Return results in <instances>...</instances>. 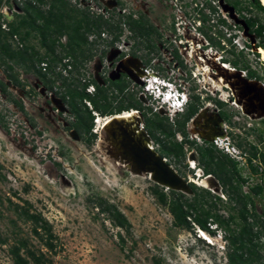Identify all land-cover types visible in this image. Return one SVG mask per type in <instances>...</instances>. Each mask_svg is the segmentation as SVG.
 <instances>
[{
  "label": "rangeland",
  "instance_id": "1",
  "mask_svg": "<svg viewBox=\"0 0 264 264\" xmlns=\"http://www.w3.org/2000/svg\"><path fill=\"white\" fill-rule=\"evenodd\" d=\"M6 1L2 0L1 7L4 10L7 8L4 5ZM69 1L75 4L76 0ZM108 1L93 0L91 6L95 14L91 16L96 18L97 14H101ZM116 1L120 4L110 9L109 18L114 25L121 22L122 36L113 46L96 43L93 47L94 58L86 67L90 78L95 77L103 84L104 78H109L112 74L124 72L129 75L127 70H121L120 67L111 70L110 64L121 52L129 54L137 49L138 54H147L151 62L148 66L144 64V68L151 69L150 72H158L160 77L168 81L173 79L178 87H186L190 98L192 95L199 96V100L193 98L191 101L201 114H218L224 119L229 138L225 143L219 144L220 146L214 144L215 155H227L228 150L231 154L228 156L238 162L239 172L247 180L241 185L240 193L248 194L252 187L264 184V168L259 165V160L254 161L257 172H253L247 162V155L252 152L251 146H255L259 154H264V119L246 116L232 96V91L238 96L237 88H212L213 82L208 81L200 70L202 61L219 55L221 62L238 61V69L243 70L246 75L248 70L255 71L264 82L260 55L252 50L248 43L250 37L243 34V28L235 27L236 20L221 8L219 3L222 4L224 0ZM235 1L241 3V12H238L240 19L256 17L264 23V13L252 8L250 1L230 0ZM12 2L10 6L13 8L19 5L18 2ZM211 5L215 6L218 14L210 12ZM228 5L233 7L230 3ZM136 12H142L149 24L158 27L156 32L161 36L154 34L151 37L155 44L154 51H149L144 43L140 48L134 46V43H139V39L134 37L128 25L124 27L127 16ZM202 12L211 16V21L205 25L200 22ZM219 19H224L226 24L217 23ZM105 37L108 38V35ZM209 37L213 38L212 42ZM255 41L257 43L258 38ZM218 42L219 48L216 45ZM108 50L119 53L106 58L105 51ZM174 51L179 54L180 60L175 57ZM130 61L131 59H126L125 63L130 64ZM180 61L184 62L185 69L180 66ZM212 63L208 62L211 67L214 65ZM2 65L4 64L0 63V82H6L3 71L5 67ZM229 65L233 67L232 64ZM216 66L215 64L213 72H218ZM132 68L134 69L133 66ZM22 71L18 72L23 80ZM76 78L78 79L77 76ZM83 78L82 76L79 79ZM212 79L216 81L218 77ZM30 84L32 86L33 82ZM128 86L137 101L144 108H148L149 119H155V113L161 115V111H164L162 116L167 118L166 123L174 126L184 118L180 114L172 115V112L168 116L167 109H160L161 103H156L154 99L149 100L143 85L136 81L135 76L128 80ZM108 88L111 107L116 108L120 104L118 89L116 85ZM95 90L96 87L87 89L92 93ZM22 93L19 91L14 96L20 98ZM223 94L226 97H222ZM11 103L8 94L0 90V238L5 240V243L0 242V264H14L10 250L20 242L27 244L21 250V256L27 258L30 264L37 263L28 258V252L37 256L43 254L40 264H230V242L225 239L223 231L205 232L211 244L200 237L204 232L193 223V229L176 227L169 210L160 205L154 195L156 184L149 176L128 171L120 162H115L111 154L110 137L103 124L106 117L117 114H92L95 120L93 119L91 134L95 137L85 132L86 135L81 139L75 131H71L73 126L76 128L77 116L59 113V106L46 105L43 97H36L33 104L26 105L33 120ZM87 104L90 106V103ZM88 105L89 109L93 108L92 104L90 107ZM62 111L66 112V108H62ZM189 123V126H185L189 140L206 147L197 131H188L191 128V119ZM101 125L103 127L100 129ZM84 131L81 130L82 133ZM176 132L175 141L184 144L186 135L180 130ZM228 142L231 143L229 149L226 148ZM237 144L242 147L239 148ZM183 147L186 159H170L174 168L183 174L186 181L198 188L197 192L202 201H212L213 194L220 196L222 202H215L216 207L212 210L224 218L228 217L231 204L229 195L211 191L212 196L203 191V186L195 184L206 177V174L204 177L196 175L200 170L203 172L201 165L190 167L187 163L192 153L198 158V149L195 146ZM214 182L211 184L214 185ZM165 193L171 196L169 190L165 189ZM203 194L205 198L202 197ZM185 196L190 200L193 194L188 193ZM251 197L255 200L257 214L262 216L264 199L253 194ZM106 206H113L123 214L129 222L128 227L114 225L110 214L102 211ZM24 212L41 218V222L36 224ZM236 223L240 225L241 221L237 219ZM45 224L46 230L42 227ZM238 225L233 224L231 227L237 232ZM35 228L38 233H35ZM211 228L215 229L216 226L212 224ZM260 243L264 246V237ZM260 253L263 255L264 264V248H261Z\"/></svg>",
  "mask_w": 264,
  "mask_h": 264
},
{
  "label": "trees",
  "instance_id": "2",
  "mask_svg": "<svg viewBox=\"0 0 264 264\" xmlns=\"http://www.w3.org/2000/svg\"><path fill=\"white\" fill-rule=\"evenodd\" d=\"M240 4L241 3L238 1L235 2L238 12H241ZM249 5L252 8L264 13V6L262 5L261 1L253 0L249 2ZM1 6L2 0H0V7ZM78 12V20L74 23L66 24L64 20H61V24L58 25V20L55 19L53 23H57L56 28H49L48 31H46V33L49 34L51 32V34L48 37V41L46 40L44 44L52 53L55 51L54 35L58 34L64 36L67 34L70 38V44L64 49L66 53L64 57L73 56L74 62L69 61L68 64H64L63 66L65 69H67L68 65L74 67L75 70L78 69V66L80 65L79 58L82 56L85 57L89 45L91 46L89 49H93L96 43H105L106 45L113 46L115 43L120 41L122 35L121 22L114 25L111 20L105 19V17L102 15H97L95 18L91 16V14L89 15L85 12H81L80 10ZM202 14L203 16L202 18L200 17V22L205 25L210 21V19L203 12ZM243 19H245V22L250 29V33L254 34L256 38H258L259 42L256 44L257 47L264 49V23H262L256 17H244ZM219 22L222 25L226 24L224 19H220ZM124 24L129 26V29L133 33L134 37H141L144 38V40L146 39L148 42L143 40L142 43H144L145 47L149 51H154L155 44L153 40H151V37L156 34V31L152 29L153 27L151 24H149L148 20L135 19L133 15L130 14L127 16V20L124 22ZM17 31L18 28L14 29V32ZM105 35H108V38L105 37ZM159 36L161 35L158 34V37ZM8 38V34L4 33L0 26V56L2 53L5 55L9 54L11 57L16 58L17 63H25L26 56L23 52L14 53L10 51ZM209 39L211 42L213 41L212 37H209ZM142 43L134 44V46L138 47L139 44ZM216 45L219 48L220 42H218ZM138 52L139 50L136 49V51L132 54L139 57L143 63L148 66L149 62H151L150 58H148L147 54L140 55ZM174 55L178 60H180V56L177 52H175ZM257 55L259 56L260 54L257 53ZM61 61L62 58L60 56L54 57L51 60H47V62L50 63L49 65ZM0 63L6 65V61ZM223 63L232 64L234 68L238 69V61L227 62L226 60L223 61ZM179 64L185 68L183 61H180ZM68 71L70 74L74 75L72 68ZM73 75L72 77H65L63 75L61 76L63 77L64 86L67 89L65 96L70 97L71 107L74 111L73 113L77 116L76 129L81 134V130L83 129L87 134L91 136L94 135L91 134V129L95 120L94 116H97V112H99L101 115L108 116L113 115L114 113L120 114L125 109H128L132 106L143 109L141 104L140 106L128 105V107L125 108L121 105V103L116 108H112V102L109 99L110 97L107 95L108 90L106 88L100 87L93 78L88 77L85 79L86 76H84V78L80 80L79 78H75ZM247 77L250 79L261 80V77L252 70L247 71ZM115 85L119 90L120 84L114 83L113 86ZM89 87H96V90L93 93L88 92L87 89ZM193 98L196 100L200 99L199 96L196 95H192L191 99ZM87 102L90 103V106L91 104L93 105V108L91 107L92 109L87 107ZM196 113H198V108L192 104V101H190L186 111L179 115L183 116L184 118L181 122H178V124H174V126L167 124L165 121L167 118H163L159 115H156L155 119H149L146 117L145 126L154 140V144L158 146L156 151H158L162 157L167 158L169 164L172 166L174 165L170 159H186V153L183 147L184 145L175 141V134L177 133L176 131L180 130L185 135H187L185 126L187 122L196 115ZM159 132L166 135V138H168L166 142L159 139V136L157 135ZM237 145L239 148L242 147L241 144ZM251 148L252 152L251 155H247V162L252 168V171L257 172V166L254 164V161L258 159L259 165H262L264 168V154H259L255 146H251ZM197 149L198 163L204 168V174H206V176L214 175L222 186V192L227 193L230 197L231 204L228 208L230 213L229 216L224 218L222 215L214 213L212 210L213 207H216L215 202H222V198L220 196L215 194H213V196L211 191L205 189L203 191L212 195L213 199L212 201H202L200 199V195L197 192L198 188L193 183H190V186L193 190V197L190 198V200L186 198L185 194L180 192L170 191L171 196H169L165 193L164 188L156 185L153 191L159 204L169 210L174 218V225L176 227L193 229V223L194 225H197L200 230L207 233H215L217 230L223 231L225 233V239L230 242L228 246V259L230 264H263V255H261L260 250L261 248H264V246H262L260 241L264 237V212L262 216L257 214L256 203L251 195L253 194L255 197L264 199V184H258L252 187L249 191L250 193L248 194L243 192L240 193L241 185L246 183L247 180L241 176V173L238 169V162L228 156V154L216 156L214 144H209V146L206 147L199 146ZM176 170L184 178L183 174L177 168ZM262 173L264 175V169ZM235 181H237V184H234ZM202 197L205 198V194H203ZM100 206L102 207V204H100ZM102 211L103 213L110 214L114 225L121 228L128 227V220L115 207L106 206V208H102ZM25 213L26 212H24V214ZM25 215L28 219H32L36 224L41 222V218L37 216L29 215L28 213ZM237 219L241 221L240 225L236 223ZM250 219L252 222H249ZM212 224L216 226L215 229L211 228ZM233 224L240 227H237V232L236 230L232 229L231 226ZM42 227L45 230L47 229L46 224ZM35 233H38L37 228H35ZM0 242L5 243V240L0 238ZM46 245L50 249H53V246L50 243H47ZM26 247L27 244L25 242H20V244L11 248L10 252L12 254L14 264H30L27 258H23L21 256V250ZM43 257V254L37 256L33 252H28V258H32L37 264L41 263Z\"/></svg>",
  "mask_w": 264,
  "mask_h": 264
},
{
  "label": "flooded vegetation",
  "instance_id": "3",
  "mask_svg": "<svg viewBox=\"0 0 264 264\" xmlns=\"http://www.w3.org/2000/svg\"><path fill=\"white\" fill-rule=\"evenodd\" d=\"M12 1L18 2L19 5L16 8L11 7L10 5ZM87 1L88 0H76L75 4H72L69 0H7L6 3L4 4L7 5V8L4 10L2 9V7H0V20H1L0 26L2 31L8 34L9 36L8 44L10 51L14 53L23 52L26 56L25 63L20 64L17 63L15 57H11L9 54L6 55L3 53L1 54L0 62L6 61V65H2V67H5L3 71L5 72L6 75L5 77L7 81L0 82V90L1 92H5L6 94H8V97H10L12 101L11 104L16 108H18L19 110L26 113L30 120L33 119L31 118V115L29 114L26 105L33 104L35 98L36 97L39 98L40 96L44 98L46 105L49 104L58 105L59 113L62 114L69 113L70 115L74 114L73 108L71 107V99L69 96H65L67 89L64 86L63 77L61 76L63 75L65 77H72L73 75L70 73L68 75H65L64 70L66 69L63 66L64 64H68L69 61L74 62L73 56L64 57L66 55L64 49L70 44L71 40L67 34H65L64 36L58 34L54 35L55 51L53 53L48 50L44 42L46 40L48 41L49 39L48 37L51 34V32L48 34L46 33V31H48L49 28L55 29L57 26V23H53L55 19L58 20L57 21L58 25H60L61 20H64L66 24L74 23L75 21H77L79 16L78 15L79 10L89 15L95 14L94 9L91 6V2L93 3V0H89V2ZM247 1L251 2L253 0H247ZM224 2L227 3L226 5H228V3L232 4L233 8L235 9V13L239 18L238 9L235 6L236 1L230 2V0L227 1L224 0ZM119 4H120L119 1L109 0L108 4L106 5V8H108L109 10L103 8V12H101V14H97V13L96 14L102 15L106 19L110 20L109 18L111 16L110 9L118 6ZM219 4L221 8L224 10V6L222 7L221 2ZM210 9H211L210 12H212V14H218L215 6L211 5ZM131 14L135 19L147 20V17L144 16L142 12H136ZM205 15L211 21V16L207 14ZM202 16L203 14L201 13L200 17L202 18ZM219 20L217 23L220 24ZM3 24H6V30L2 28ZM126 26L127 25L124 24V27ZM152 27L153 30L155 31L158 30L157 26L154 27V25H152ZM235 27L243 28V32H244V27L241 24H238L236 22ZM16 28H18V31L14 32V29ZM122 33H123V26H122ZM156 36L158 37L157 32H156ZM138 39H139V43H142V41L144 40V38L141 37ZM249 40L250 42L248 43L249 45L252 46V50H253L251 39ZM89 47L91 46L90 45L88 46L85 57L82 56L81 58H79L80 65L78 66V69L75 70L74 67H71L70 65L67 66V70L72 68V70L74 71L73 76H75V78L76 76L78 78H82V76L84 77L88 75L86 67L88 63H91L94 58V50L92 48L89 49ZM139 47H142V44H139ZM111 54H112V50L105 51L106 58H108ZM58 56L62 58V61L49 65L50 63L47 62V60H51L52 58ZM136 58L140 59L139 57L135 56L132 53L125 54L124 52H121L118 55V57L115 59V61H113L110 64L111 70L120 67L121 70L124 69L129 71L128 72L130 73L129 75H127L124 72H121V74H117V73L112 74L111 76H109V78L108 77L104 78L103 84H100L95 77H92L100 87L107 88L108 92H110V89L108 87L114 85V83L116 84L119 83L120 87L117 93L120 97L119 100L121 105L125 108L128 107V105L140 106V102L137 101L135 94L132 93V90L129 89L128 80H130L131 77L135 76L143 83L142 80L143 77L139 76L137 71L134 70L130 64L125 63L126 59H136ZM140 61L141 64H143L140 66V70L146 72L147 69L145 70L146 67L144 68L145 65L143 61L141 59ZM132 62L133 61H131V63ZM20 70L21 71L23 70L22 71L23 80L21 79V75L18 72ZM150 73L159 75V73L155 72L154 70H152ZM90 76L91 75H88V77ZM112 76H116L117 78L112 79L111 78ZM31 81L33 82L32 86L30 84ZM142 85L144 89V84ZM19 91L21 93L23 92L22 97L16 98L14 94H17ZM109 99L111 100V98ZM62 108H66V112H63ZM126 111L127 112L130 111L134 113H142L144 115L145 125H146V117L150 113L148 108H144L143 106L142 109L139 107L135 108L132 106L128 109H125L122 113ZM155 115H159L165 118L159 113H155ZM216 119H217L216 116L208 115L207 113L201 114V112L198 111V113H196V115L191 119L192 124H191V128L188 131H190L191 129H194V132L197 131L201 137L200 140L202 144L205 146H209V144L211 143L207 142L203 138V136H210L212 132L216 131L219 128L218 124L212 123V121ZM208 120H210V122H208ZM189 122L190 121H188L186 125L189 126L190 125ZM207 124H209L208 127ZM224 124L226 126L225 121ZM71 129H72L71 131L77 132L79 138L81 139L83 138V136L86 135L85 132L81 134L74 126ZM227 133H228L227 137L229 138L228 130ZM157 135L159 136V139L162 141L166 142V140L168 139L166 138V135L162 134L161 132L157 133ZM187 135H186V141L184 142V144L183 143L181 144L187 145L190 148H192L193 146L199 147V144L193 140H189ZM152 141L154 140L152 139ZM196 160H198V158H196ZM187 163L190 164L189 157L187 159Z\"/></svg>",
  "mask_w": 264,
  "mask_h": 264
},
{
  "label": "water",
  "instance_id": "4",
  "mask_svg": "<svg viewBox=\"0 0 264 264\" xmlns=\"http://www.w3.org/2000/svg\"><path fill=\"white\" fill-rule=\"evenodd\" d=\"M222 4H224V2H222ZM224 10L229 11L231 18H234L238 24H241L244 27L243 33L250 37L252 44L255 43L256 45V36L250 33V29L246 22L238 18L235 13V9L233 7H230L229 5L224 4ZM118 53V51H114L112 52V55H116ZM213 59L215 60V62L218 63V65L216 66L218 72H221L226 75L228 79L237 80V82H235L233 86L241 87L240 90L242 93V97L240 98L241 100L239 103L237 102V100L236 102L241 107L243 113L253 119H264V116H262V114H260L259 112L260 105L255 104V100H257L258 97L250 99V96L253 94V90L255 89L254 86L250 83L256 82L261 84L263 86L262 90L264 93V82L262 80L248 78L243 70L237 68H234L236 70V74H232L230 71L231 69L226 68L225 64L221 62L219 55H217L216 57L214 56ZM131 60L138 62L139 66L142 65L140 59L136 58ZM139 76L143 77V75ZM135 79L138 83L143 84L142 81H140L137 77H135ZM245 101L247 103H244ZM163 114L164 111H161V115ZM138 116V126H141L142 124V127L140 128V133H138L139 131H137L136 133L134 129L131 131L129 125L126 122H122L121 120H113L114 117L111 118L112 120L109 125L104 126L105 131L110 137L109 143L112 148L111 154L112 157L115 159V162H120L123 167L128 171H132L135 173L137 172L141 174L145 173L149 176L151 181H153L156 185L160 186L161 188H164L169 191L180 192L186 195L188 193L193 194L190 182L186 181V179H184L170 164H167L164 160H162V156L160 155V153H158V151L155 152L147 146L145 139L152 143V137L145 127L144 115L142 113H138ZM215 116L217 118V121L214 120L212 121V123L218 124L219 128L216 131L212 132L210 136H203V138L211 144H213V142L217 138L226 139L227 137L223 119L218 114ZM208 125L209 124H207V127ZM75 133L78 136V133ZM189 161L191 167H195L196 164L199 165L194 153L190 155ZM196 175L203 176L204 172L200 170ZM204 180H207L210 185L207 188L204 187L205 189H208L213 193L221 192L223 194L222 186L219 180L214 175H208L205 177ZM212 181H215L214 185L213 183L211 184ZM195 184L199 185L197 183Z\"/></svg>",
  "mask_w": 264,
  "mask_h": 264
},
{
  "label": "bare ground",
  "instance_id": "5",
  "mask_svg": "<svg viewBox=\"0 0 264 264\" xmlns=\"http://www.w3.org/2000/svg\"><path fill=\"white\" fill-rule=\"evenodd\" d=\"M260 1H261L262 5L264 6V0H260ZM252 45H253V51L260 54V59H261V61L263 63V68H264V49L260 48V47H257L255 45V43H253ZM208 59H205V61H202V64H201L202 66L200 67V70L204 72L203 74L206 76V79L208 81H212L213 82L214 86L212 88H218L219 90H221L224 86L229 88L230 90H233L234 88H237L236 92L239 93L238 96H235L233 91H232V96H234L236 98L237 102L239 103L240 100H241L240 98L242 97L241 96V90H240L241 87L233 86V84L235 82H237V80L228 79L221 72H213L214 65L215 64L218 65V63L215 62V60L213 58H211V59L208 58ZM131 61L129 63L134 67V69H136L138 71L139 75H143V77H144L146 75V72H143V71L141 72V70L139 69L140 68L139 63L134 61V60L131 63ZM209 61L213 62L212 63V64H214L213 67H211V65L208 64ZM225 66H226V68H230L231 69L230 71H231L232 74H236V70L233 67L229 66L228 64H226ZM223 68H225V67H223ZM211 77L212 78H217L218 77V79H216V81H214ZM250 84L253 85L254 88H255L253 90V94L250 96V99L258 97L257 100H255V104L260 105L259 112H260V114H262V116H264V101H263L264 100V93H263V90H262L263 86L261 84H259V83H256V82H251ZM226 94H223L222 97H226ZM166 101H167V99H165V102ZM244 103H247V102L245 101ZM113 117H114L113 120H121L122 122H126L129 125L131 131L134 129L136 131V133H137V131H139L138 133H140V128L142 127V124H141V126H138V123H137V119L139 118L138 113H134V112H130V111L127 112L126 111V112L121 113L119 115L117 114V115H115ZM111 118L112 117H107L105 119V122H104L103 125L104 126L109 125L111 120H112ZM103 125H101L100 129L103 127ZM220 139L222 140V138H220ZM225 140H222V141H225ZM145 141H146L147 146L150 149H152V150H154L156 152V150L154 149V146L152 145V143L149 142L147 139H145ZM162 160H164L167 164H169L165 158L162 157ZM201 179L202 180H199L196 183H198L199 185H201L203 187H206V188L210 186L208 181L204 180L205 178H201ZM200 237L201 238H206V239H208L210 241V239L207 237V234L205 232L203 234H201Z\"/></svg>",
  "mask_w": 264,
  "mask_h": 264
},
{
  "label": "built area",
  "instance_id": "6",
  "mask_svg": "<svg viewBox=\"0 0 264 264\" xmlns=\"http://www.w3.org/2000/svg\"><path fill=\"white\" fill-rule=\"evenodd\" d=\"M2 28L6 30V24H3ZM225 65H226V63H225ZM146 69H145L146 70V75L142 78V80H143V84H144V91L150 97L149 98L147 96L148 99L149 100L154 99L156 103H161L160 106H159L160 109H167L168 110L167 111V113H168L167 115L168 116H171V112H172V115L180 114L179 112H177V108H179V110L184 111L183 104L178 102V101H182L183 102L184 100L185 101L189 100V98H190L189 90L186 87L182 88L181 86H179V91H178V94H177L178 96H176L175 91H173V93L170 94V95H168V94L166 95L157 86L154 85L155 81L156 82L158 81V83H160L159 81H161L162 77H160L159 75L150 73V69L149 68H146ZM64 74L68 75L69 71L67 69L64 70ZM199 75H201V74H199ZM196 78H198V77L196 76ZM198 80H199V78H198ZM199 82H200V80L198 81V83ZM166 84H168L170 86H173L172 84H169L168 82ZM90 88H93V87H90ZM180 96H182V97L180 98ZM165 99H167L166 102H165ZM173 99H176L177 102L172 101ZM225 131H226V134H228L226 126H225ZM227 139H228V137H226V140ZM222 140H225V139H222ZM222 140L220 138H217L213 142V144H215L217 146H220L219 144H222V143L225 142V141H222ZM152 145L154 146V149L157 150L158 146H156L154 144V141H152ZM165 159L169 163L168 159L167 158H165ZM172 167L174 168V166H172Z\"/></svg>",
  "mask_w": 264,
  "mask_h": 264
},
{
  "label": "clouds",
  "instance_id": "7",
  "mask_svg": "<svg viewBox=\"0 0 264 264\" xmlns=\"http://www.w3.org/2000/svg\"><path fill=\"white\" fill-rule=\"evenodd\" d=\"M160 83H158V85H157V87L164 93V94H168V95H170V94H172L173 93V91H175V94H176V96H178L177 94H178V91H179V87H178V84H176L175 82H173V79H170L169 81L166 79V78H163L162 77V79H161V81H159ZM169 83V84H172L173 86H170V85H168V84H166V83ZM182 96H180V98H181ZM172 101H174V102H177V100L176 99H173ZM190 101H191V98H189V100H187V101H178V102H180V103H182L183 104V108H184V111H182V110H179V108H177V112H179L180 114H183L185 111H186V109H187V107H188V105H189V103H190ZM226 142V141H225ZM224 142V143H225ZM230 146H231V143H227V149H229L230 148ZM226 153H227V151H226ZM228 154L229 155H231L229 152H228Z\"/></svg>",
  "mask_w": 264,
  "mask_h": 264
}]
</instances>
